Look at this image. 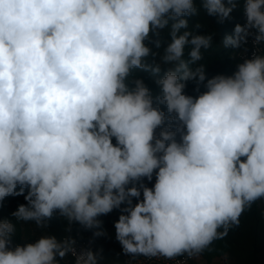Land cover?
Instances as JSON below:
<instances>
[{
  "label": "clouds",
  "instance_id": "1",
  "mask_svg": "<svg viewBox=\"0 0 264 264\" xmlns=\"http://www.w3.org/2000/svg\"><path fill=\"white\" fill-rule=\"evenodd\" d=\"M201 4L223 22L237 0ZM244 12L224 48L246 43L249 29L264 44V0H245ZM198 14L194 0H0V206L27 188L17 221L45 229L58 212L93 229L127 203L114 225L123 252L167 260L198 257L239 226L264 200V54L208 78L200 62L214 34L190 30ZM165 29L171 40L156 62L151 45ZM136 71L160 77L161 95ZM188 81L206 91L186 95ZM154 172L153 187L139 183ZM15 232L0 220V264L104 261L77 253L68 236L12 247Z\"/></svg>",
  "mask_w": 264,
  "mask_h": 264
},
{
  "label": "trees",
  "instance_id": "2",
  "mask_svg": "<svg viewBox=\"0 0 264 264\" xmlns=\"http://www.w3.org/2000/svg\"><path fill=\"white\" fill-rule=\"evenodd\" d=\"M199 14L197 16L187 17L189 20V28L194 31L195 34H214L213 45L205 52L204 59L200 62L206 66V75L211 78L217 74H223L226 76L232 75L237 70V65L242 63L239 59V55L242 50V44L239 48L223 47V41L220 42L218 35H221L223 40L226 35H232L234 28L237 24L241 25L245 17L244 4L245 0H237V7L230 13V16L219 21L216 16L207 15L203 9L201 0H194ZM227 2V0H225ZM200 23V28H194V25ZM184 30H181L183 32ZM159 39V47L154 44L151 45L152 52L155 53L153 59L159 62L163 55L164 49L170 43L171 37L169 30L165 29L161 31ZM191 45L185 46V52L183 59L188 60V53L191 50ZM262 52L264 54V44H262ZM167 65L162 67L160 77L163 76L167 70ZM134 75L144 81L145 85L152 92L153 97L161 95L160 89L155 83V80L160 78L153 76L149 72L136 71ZM206 91L205 87L201 84L199 90H197V84L195 81H188L184 93L193 97L198 96L200 93ZM155 106V105H154ZM162 111L167 115V108L163 104L158 105ZM179 122L174 121L171 124V130L175 131ZM168 126L167 122L163 127ZM162 130L158 128V133ZM177 141L180 140V133H177ZM113 143L115 140L113 139ZM139 183L144 184L147 187H153L155 183V172L151 181L147 178H143ZM132 185L130 184L129 187ZM139 186V184H137ZM19 186L17 191H19ZM27 188L24 190L23 195L9 196L2 201L0 206V220L7 219L16 226V232L12 237V247L16 245H24L31 243L33 240L38 239L41 235L55 236L58 240H63L66 236L75 240V243L85 241L89 245L94 253L100 252L104 258L102 264H125V259L130 257L123 252L122 246L116 242L114 236L115 223L118 221L121 214H126L122 210L128 207L127 203L122 204L119 209H114L112 212L106 215H101L97 219L101 221L99 228L85 229L79 223H72L71 225L60 216L58 212L53 214V217L47 221V227L40 229L35 225V222H23L17 221L12 213L17 210L21 204H26L24 196L27 195ZM142 192L141 197L142 199ZM137 198H132V206L137 203ZM262 215H264V200H259L252 205L250 209H247L240 218L239 226L233 227L228 235L221 240H216L210 245L209 249H206L200 256L195 259L201 264H264V237H262V230H264V224H262ZM70 227V231L66 232V229ZM103 232L101 236H94V232ZM224 258V262L220 260ZM60 264H74V261L69 256L64 259H60ZM194 264V263H192Z\"/></svg>",
  "mask_w": 264,
  "mask_h": 264
},
{
  "label": "built area",
  "instance_id": "3",
  "mask_svg": "<svg viewBox=\"0 0 264 264\" xmlns=\"http://www.w3.org/2000/svg\"><path fill=\"white\" fill-rule=\"evenodd\" d=\"M247 23L246 15L244 17V20L241 23V26H244ZM249 32L251 33L247 37V42L242 44V50L239 55V59L243 61V59H251L254 54H261L262 52V44L256 45L254 43V37L257 34L255 29H249ZM262 224H264V215H262ZM262 237H264V230H262ZM76 252L79 253L82 250L89 249V245L87 242H77L74 245ZM69 258L74 261V257L69 255ZM125 264H201L198 262L195 258H188L187 256L177 257L174 260H167L162 257H154V258H148L144 256H138V257H128L125 259ZM224 258L220 260V262H224Z\"/></svg>",
  "mask_w": 264,
  "mask_h": 264
},
{
  "label": "rangeland",
  "instance_id": "4",
  "mask_svg": "<svg viewBox=\"0 0 264 264\" xmlns=\"http://www.w3.org/2000/svg\"><path fill=\"white\" fill-rule=\"evenodd\" d=\"M218 39L220 40V42L223 41V38H222L221 35H218ZM155 134H156L157 137H159L158 128L156 129V133H155ZM114 236L116 237V232L114 233ZM36 240H37V239L33 240L31 243H35ZM116 242L118 243V245H120V243L117 241V239H116ZM120 246H121V245H120Z\"/></svg>",
  "mask_w": 264,
  "mask_h": 264
}]
</instances>
